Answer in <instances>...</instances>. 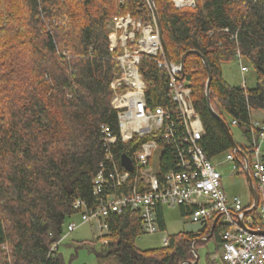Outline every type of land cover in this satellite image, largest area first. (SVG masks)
I'll list each match as a JSON object with an SVG mask.
<instances>
[{
	"label": "trees",
	"instance_id": "16d2710c",
	"mask_svg": "<svg viewBox=\"0 0 264 264\" xmlns=\"http://www.w3.org/2000/svg\"><path fill=\"white\" fill-rule=\"evenodd\" d=\"M153 3L171 63L180 65L189 52L181 78L190 85L203 126L198 144L207 159L217 161L231 147L207 107L203 60L211 72L212 109L229 129L235 121L232 127L249 137L252 112L264 113V0H195L194 7L182 8L172 0ZM127 14L143 22L153 18L148 0H0V264H64L58 249L55 255L49 251L79 213L75 201L86 210L97 209L93 178L100 165L112 169L122 154L132 157L150 139L134 136L125 145L118 143L111 148L115 163L105 160L101 126L118 134L110 84L119 72L116 58L121 53L109 51V24ZM237 54L257 74L251 88L223 78L222 65L237 60ZM139 71L147 86V106L170 108L166 70L142 59ZM169 122L175 138L171 147L159 145L160 180L176 169L187 147L183 123ZM134 187L142 184L132 173L119 191ZM179 208L182 215L193 209ZM162 209H156L160 230L165 229ZM250 215L258 221L256 210ZM105 221L107 243L96 256L112 257L116 264H192L197 245L213 238L221 244L226 230L212 220L200 234L168 236L164 247L142 251L135 247L141 234L136 212L126 209Z\"/></svg>",
	"mask_w": 264,
	"mask_h": 264
},
{
	"label": "built area",
	"instance_id": "2783aa9c",
	"mask_svg": "<svg viewBox=\"0 0 264 264\" xmlns=\"http://www.w3.org/2000/svg\"><path fill=\"white\" fill-rule=\"evenodd\" d=\"M172 1L176 8L195 6V0ZM108 39L109 51L120 49L121 53L116 58L119 72L110 84L113 91L111 106L116 111L118 134L113 133L107 125L101 126L105 160L115 163L111 151L114 145H125L134 136L140 139L150 137L130 157L134 165V179L137 181L141 178L142 188L137 190L134 187L126 193L119 191L132 173L121 166L120 160L110 170H106L101 164L93 178V195L100 203L98 208L86 210L85 204L76 200L73 208L79 211L80 222L67 224L65 232L50 248L49 255H55L58 246L81 224H97L100 231H108L106 218L110 214L119 215L129 209L136 212L140 219L141 234L138 240L160 230L156 217L158 207L189 206L193 208L190 213L191 221L202 227L218 216L219 220L222 218L221 223L226 230L221 234V264H264V234L246 232L238 225V221L242 220L248 229L264 232V116L252 119L249 137H244V145L236 143L246 160L239 151L233 149L225 153L222 162L209 160L198 144L204 130L192 102L190 85L188 81L182 80L180 65L167 63L154 18L143 22L128 14L116 17L109 24ZM142 59L152 61L158 68L166 70V98L170 108L158 106L150 109L147 106V86L139 71ZM237 60L240 63V73L244 74L247 67L238 54ZM245 85L243 80L242 86ZM172 118L183 123L186 135L181 138L186 140L187 147L181 150L178 161L180 164L176 165V169L165 173L160 180L159 167L157 172L151 171V159L153 151L160 149L163 152L160 144L173 146L174 123L169 122ZM231 125L236 126L237 123L232 121ZM224 162L233 164L232 175H241L246 181V173L250 175L258 196L257 205H254L250 192L246 204L237 196L226 195L218 169ZM108 187L110 192L103 195V190ZM247 210L248 213L244 215ZM253 210H256L257 222L250 215ZM168 241L169 237L163 238L164 245Z\"/></svg>",
	"mask_w": 264,
	"mask_h": 264
},
{
	"label": "rangeland",
	"instance_id": "374dc122",
	"mask_svg": "<svg viewBox=\"0 0 264 264\" xmlns=\"http://www.w3.org/2000/svg\"><path fill=\"white\" fill-rule=\"evenodd\" d=\"M237 59V58H236ZM233 59L232 62L222 65V75L225 81L230 85H242L243 80L248 88L255 86L257 81V74L255 70L244 61L247 67V72L240 73V63ZM243 62V61H242ZM264 113L252 112L253 118H261ZM228 122V120H227ZM229 123V122H228ZM233 140L239 144L244 145L245 139L241 131L235 127H230ZM264 150V145H263ZM161 150L153 151L151 159V171L157 172L159 167V158ZM225 153L217 157V161L224 160ZM233 164L221 163L218 167L222 176V187L228 197L237 196L241 199L243 204L248 202L249 188L246 179L241 175H232ZM165 229L159 230L154 235L142 236L135 241V247L139 250H155L164 247L163 238L175 234H200L202 226L191 221L190 215H182L180 208L163 207ZM222 218L219 220L221 223ZM78 224L80 222V215L76 214L70 220ZM67 226V225H66ZM105 231V232H104ZM100 231L97 224H81L75 229L64 241L58 246V254L61 256L64 264H116L114 258H97L96 253L104 249L103 244L107 243L105 235L108 231ZM199 243V242H198ZM197 245L196 252L192 251L193 255L198 259L196 264H221L218 257L220 256L221 244L216 239H210L207 243L200 242ZM196 253V254H195ZM217 256V258L215 257ZM195 261V260H194ZM193 261V262H194Z\"/></svg>",
	"mask_w": 264,
	"mask_h": 264
},
{
	"label": "water",
	"instance_id": "95a60500",
	"mask_svg": "<svg viewBox=\"0 0 264 264\" xmlns=\"http://www.w3.org/2000/svg\"><path fill=\"white\" fill-rule=\"evenodd\" d=\"M148 4H149V6H150V8L152 10V13H153V18H154V21H155V24H156V27H157V30H158V35H159V38H160V41H161V45H162V49H163V52H164L165 59H166L167 63L170 65L171 64L170 55H169L167 46L165 44V41L163 39V33H162L161 24H160L159 17H158L157 11L155 9L153 0H148ZM187 54H189V52L184 54L182 56V58H181V61H180L181 72L184 71V58H185V56ZM203 64H204V66H205V68L207 70V74H208V79H207V83H206V90H205V97H206V103H207L208 110L210 111V113L214 117H216L219 120V122H220L221 126L223 127V129L225 131V134H226V136H227V138H228V140L230 142L231 149L239 151L240 154L243 156V158L246 160L245 155L239 150L237 144L233 140V137H232V135L230 133V129H229L228 125L225 123V121L211 107L210 98H209L211 72H210L209 66H208V64H207V62L205 60H203ZM120 164L127 172L132 173L134 171V165H133L131 159L126 154H122L120 156ZM246 178H247L248 188H249L251 197L253 199V203H254V205H257V202H258L257 192H256V190L253 187L252 179H251V177H250V175L248 173H246ZM246 213H248V210L244 212V215ZM218 220H219V216L214 219L213 226L218 222ZM238 225L241 227L242 230H244L246 232L264 234V232H262V231H253L251 229H248L245 226V224L243 223L242 220L238 221ZM197 259H198V256H197V258L195 259V261L192 264H196Z\"/></svg>",
	"mask_w": 264,
	"mask_h": 264
},
{
	"label": "crops",
	"instance_id": "0c3cea01",
	"mask_svg": "<svg viewBox=\"0 0 264 264\" xmlns=\"http://www.w3.org/2000/svg\"><path fill=\"white\" fill-rule=\"evenodd\" d=\"M181 210V209H180ZM162 213H163V209H162ZM163 218H164V214H163ZM164 225H165V222H164ZM217 258V256H215ZM196 259V258H195ZM219 259V257H218ZM213 264V262H211Z\"/></svg>",
	"mask_w": 264,
	"mask_h": 264
}]
</instances>
